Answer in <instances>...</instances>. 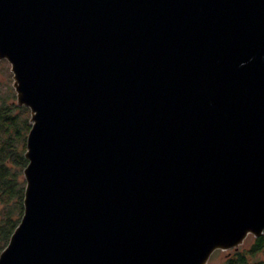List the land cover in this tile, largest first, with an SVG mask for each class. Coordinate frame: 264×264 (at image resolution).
Returning a JSON list of instances; mask_svg holds the SVG:
<instances>
[{
	"label": "water",
	"instance_id": "1",
	"mask_svg": "<svg viewBox=\"0 0 264 264\" xmlns=\"http://www.w3.org/2000/svg\"><path fill=\"white\" fill-rule=\"evenodd\" d=\"M30 110L0 264H207L264 232V0H0Z\"/></svg>",
	"mask_w": 264,
	"mask_h": 264
},
{
	"label": "trees",
	"instance_id": "2",
	"mask_svg": "<svg viewBox=\"0 0 264 264\" xmlns=\"http://www.w3.org/2000/svg\"><path fill=\"white\" fill-rule=\"evenodd\" d=\"M30 129V110L18 106L13 89L7 88L0 93V253L23 214V170L27 165L24 154ZM263 250L264 232L254 237L247 254L236 251L224 264H264L248 260V254L252 256Z\"/></svg>",
	"mask_w": 264,
	"mask_h": 264
},
{
	"label": "rangeland",
	"instance_id": "3",
	"mask_svg": "<svg viewBox=\"0 0 264 264\" xmlns=\"http://www.w3.org/2000/svg\"><path fill=\"white\" fill-rule=\"evenodd\" d=\"M12 83H13V79H12V73L10 71V64L6 60H0V93L1 94L4 93L6 89L9 87L13 89ZM13 92L15 95L14 89ZM253 240L254 237L252 235H248L236 250L240 252H245L247 254L253 243ZM233 251L234 249L216 250L211 255L207 264H224L225 259L228 256H232L234 254ZM248 260L250 263H256V262L264 263V250L252 256L248 254Z\"/></svg>",
	"mask_w": 264,
	"mask_h": 264
},
{
	"label": "flooded vegetation",
	"instance_id": "4",
	"mask_svg": "<svg viewBox=\"0 0 264 264\" xmlns=\"http://www.w3.org/2000/svg\"><path fill=\"white\" fill-rule=\"evenodd\" d=\"M236 251H237V250H235V249H234V251H233V252H236Z\"/></svg>",
	"mask_w": 264,
	"mask_h": 264
}]
</instances>
